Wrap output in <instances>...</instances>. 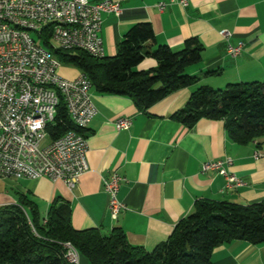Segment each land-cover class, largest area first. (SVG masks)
<instances>
[{
  "label": "crops",
  "instance_id": "obj_1",
  "mask_svg": "<svg viewBox=\"0 0 264 264\" xmlns=\"http://www.w3.org/2000/svg\"><path fill=\"white\" fill-rule=\"evenodd\" d=\"M97 2L100 0H90ZM121 13H103L101 40L103 56L116 53L125 33L138 22H149L154 40L149 49L165 44L178 50L189 37L202 45L201 60L187 68L199 80L181 87L149 108L139 110L125 95L103 94L90 89L96 108L84 134L88 142V170L75 187L47 177L4 178L0 205L18 203L20 196L33 202L44 216L53 201L67 202L75 229L99 228L108 234L120 228L127 241L151 251L165 241L174 226L190 214L198 200L237 204L264 202V136L245 144L229 138L223 120L199 119L188 127L172 117L199 86L223 88L234 82H264V0H188L181 5L169 0H113ZM165 5L159 9L157 3ZM228 41L241 42V52L231 57ZM156 66L145 57L137 69ZM58 73L75 78L79 70L60 64ZM131 118L127 129L117 130V117ZM232 159L228 170L243 184L225 188L224 177L215 170H202L206 161ZM112 172L123 177L117 198L124 208L113 217L103 179ZM84 263V260H82ZM212 264H264V244L234 239L217 245Z\"/></svg>",
  "mask_w": 264,
  "mask_h": 264
},
{
  "label": "trees",
  "instance_id": "obj_2",
  "mask_svg": "<svg viewBox=\"0 0 264 264\" xmlns=\"http://www.w3.org/2000/svg\"><path fill=\"white\" fill-rule=\"evenodd\" d=\"M50 34L48 24L38 36L60 64L75 66L100 93L130 97L142 111L199 80L187 72L201 60L203 47L197 38H187L178 50L165 44L149 49L154 32L146 21L125 33L112 56L94 57L78 48H52ZM145 57L153 58L156 66L137 69ZM172 117L188 127L202 118L223 120L231 140L248 143L264 136V82H234L223 88L199 86ZM70 128L72 122L61 101L48 136L54 139ZM70 213L67 202L53 201L40 216L32 200L23 195L18 203L0 205V264H72L65 257V243L75 248L79 264H212L213 249L224 242L243 239L264 244L262 201L198 200L169 237L151 251L131 245L120 228L108 234L95 227L75 229Z\"/></svg>",
  "mask_w": 264,
  "mask_h": 264
},
{
  "label": "built area",
  "instance_id": "obj_3",
  "mask_svg": "<svg viewBox=\"0 0 264 264\" xmlns=\"http://www.w3.org/2000/svg\"><path fill=\"white\" fill-rule=\"evenodd\" d=\"M186 5L188 0H169ZM164 2L157 3L159 9ZM121 13L113 0H0V178H39L62 180L69 189L89 166L88 142L84 134L96 108L90 97L91 83L83 74L66 78L58 73L60 62L50 49L42 45L39 32L50 24V45L78 48L91 56L102 57L100 36L102 14ZM16 23L29 24V31L16 30ZM226 51L231 57L240 54L242 43L228 41L230 33L221 30ZM63 101L72 128L50 139L49 124L54 121ZM36 123V130H27ZM131 118L117 117L116 129H127ZM232 159L206 161L202 170H215L225 180V188L243 181L228 170ZM123 177L112 172L103 179L108 194L107 208L113 217L125 207L117 198ZM65 257L79 264V255L71 244H64Z\"/></svg>",
  "mask_w": 264,
  "mask_h": 264
},
{
  "label": "bare ground",
  "instance_id": "obj_4",
  "mask_svg": "<svg viewBox=\"0 0 264 264\" xmlns=\"http://www.w3.org/2000/svg\"><path fill=\"white\" fill-rule=\"evenodd\" d=\"M16 30L29 31V24L16 23ZM40 30H41V25H34V32H40ZM51 47L56 49L58 48V45H56V47H54V45H51ZM27 130H36V123H27ZM75 255H78L76 250H75Z\"/></svg>",
  "mask_w": 264,
  "mask_h": 264
},
{
  "label": "rangeland",
  "instance_id": "obj_5",
  "mask_svg": "<svg viewBox=\"0 0 264 264\" xmlns=\"http://www.w3.org/2000/svg\"><path fill=\"white\" fill-rule=\"evenodd\" d=\"M54 47H56V45H54ZM3 183H5L4 178H0V185H2Z\"/></svg>",
  "mask_w": 264,
  "mask_h": 264
}]
</instances>
